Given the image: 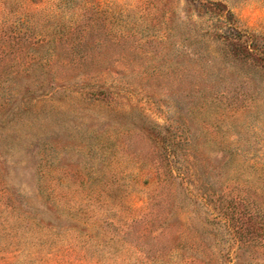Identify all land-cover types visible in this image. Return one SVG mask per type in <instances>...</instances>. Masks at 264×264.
<instances>
[{
  "label": "rangeland",
  "instance_id": "374dc122",
  "mask_svg": "<svg viewBox=\"0 0 264 264\" xmlns=\"http://www.w3.org/2000/svg\"><path fill=\"white\" fill-rule=\"evenodd\" d=\"M0 264H264V0H0Z\"/></svg>",
  "mask_w": 264,
  "mask_h": 264
}]
</instances>
